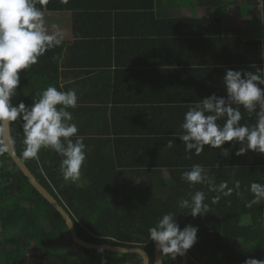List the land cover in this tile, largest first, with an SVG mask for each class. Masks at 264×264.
<instances>
[{"label": "crops", "instance_id": "obj_1", "mask_svg": "<svg viewBox=\"0 0 264 264\" xmlns=\"http://www.w3.org/2000/svg\"><path fill=\"white\" fill-rule=\"evenodd\" d=\"M53 6L75 7L43 12L46 28L63 47L59 88L77 93V106L68 110L86 145L82 168L100 152L114 161L122 182L165 185L166 196L175 185L187 198L206 191L207 181L189 185L181 179L194 164L220 183L214 169L225 150L240 145L186 153L180 125L191 105L213 94L226 96V69H264V61L244 64L256 60L251 51L218 43L260 41L264 53V0H55ZM240 110V124L256 123L254 113ZM132 166L147 170L127 175L124 169ZM85 177L81 173L77 183L83 185Z\"/></svg>", "mask_w": 264, "mask_h": 264}, {"label": "trees", "instance_id": "obj_2", "mask_svg": "<svg viewBox=\"0 0 264 264\" xmlns=\"http://www.w3.org/2000/svg\"><path fill=\"white\" fill-rule=\"evenodd\" d=\"M53 1L40 3L37 0V7L42 11L75 9L55 7ZM144 7L149 8L147 2ZM143 15L150 16L149 12L140 16ZM216 22L219 25V21ZM218 43L223 48L251 51L250 57H257L256 60L247 59L244 64L259 66L264 61L260 41H242L238 37L222 38ZM62 50L61 45L54 44L36 64L20 73L17 95L12 98L14 105L20 102L30 105L32 98L49 85L60 90L58 59ZM10 134L19 159L69 213L77 236L85 242L137 247L148 254L153 264L154 245L148 239V229L162 215L172 212L181 229L186 225L198 228L197 242L187 251V264H244L246 258L264 259V201L251 208L245 207V203L253 199L250 183L264 184L261 154L249 151L238 157L235 152L240 146L234 151L226 150L214 174L220 178V183L226 182L229 187L239 180L240 195L233 191L231 196H221L219 203L212 204V197L219 193L209 191L206 185L204 202L209 204V212L192 217L189 210L177 206L178 198H187L183 192H176L178 185L170 188L172 194L166 196L165 185L122 182L114 161L100 152L89 155L87 164L81 168L86 176L83 185L65 181L58 154L41 149L38 158H22L23 135L18 122L10 123ZM124 170L127 175L133 172L138 175L139 170L147 169L132 166ZM149 170L160 169L150 167ZM66 236L80 257L74 258L65 250ZM238 240L242 242L239 251L234 247ZM31 252H38L37 263L28 262ZM180 263V256L175 259L163 256L162 264ZM0 264H142V260L135 254L97 252L74 245L61 215L34 190L3 151L0 152Z\"/></svg>", "mask_w": 264, "mask_h": 264}, {"label": "clouds", "instance_id": "obj_3", "mask_svg": "<svg viewBox=\"0 0 264 264\" xmlns=\"http://www.w3.org/2000/svg\"><path fill=\"white\" fill-rule=\"evenodd\" d=\"M40 3H46V0H40ZM56 43L59 41L46 28L44 12L37 7V0H0V126L18 122L23 135L22 158H38L41 149L52 150L61 157L59 168L63 179L76 183L86 159L84 137L77 135L78 127L68 110L77 106L76 91H60L49 85L32 98L30 105L12 103V98L17 95L20 73L36 64L38 58ZM262 73L264 69L257 72L226 69L222 80L226 96L213 94L188 108L179 135L186 153L194 150V154L199 155L206 145L221 149L226 142H233V146L240 145L235 152L238 157L249 151L264 155ZM241 107L250 116L255 114V124H240ZM220 120L223 124L218 123ZM173 144L174 140L170 139L167 146L171 148ZM3 151L0 144V152ZM181 179L189 185L207 181L208 190L219 193L212 197V204L219 203L221 196H231L233 191L240 195L239 180L233 187L226 182L216 185L201 164L192 165L181 174ZM249 191L253 199L247 201L245 207L251 208L264 201V184L252 182ZM204 201L205 192L196 191L190 198H178L177 206L196 217L209 212V204ZM197 232L198 228L192 225L181 229L176 214L168 212L148 229V239L156 243L163 256L175 259L193 247ZM244 264H264V259L246 258Z\"/></svg>", "mask_w": 264, "mask_h": 264}, {"label": "water", "instance_id": "obj_4", "mask_svg": "<svg viewBox=\"0 0 264 264\" xmlns=\"http://www.w3.org/2000/svg\"><path fill=\"white\" fill-rule=\"evenodd\" d=\"M0 137L5 149V152L10 157L12 162L15 164L17 169L23 174V176L28 180L29 184L34 188V190L45 200L47 201L63 218L67 230L69 232L71 241L74 245L87 249L94 250L97 252H106L112 254H135L138 255L142 264H150V259L148 254L140 248L132 247V248H123L117 246H109V245H98L93 243H88L80 239L75 230V226L72 218L69 213L64 209V207L37 181V179L33 176L27 166L19 159L18 155L13 146V142L10 134V124H4L0 126ZM154 254H153V264H162L163 263V255L156 248V243L154 241ZM181 257L180 264L188 263V255L187 253Z\"/></svg>", "mask_w": 264, "mask_h": 264}, {"label": "rangeland", "instance_id": "obj_5", "mask_svg": "<svg viewBox=\"0 0 264 264\" xmlns=\"http://www.w3.org/2000/svg\"><path fill=\"white\" fill-rule=\"evenodd\" d=\"M71 239V238H70ZM65 240V247H66V251H68L69 253H71V255H73L74 258H78L80 257V254L78 253V251L75 249L74 246H72L70 244V240H69V237L66 236L64 238ZM242 248V246L240 244L237 245V247H235L236 250H240ZM38 252H31L29 255H28V261L30 263H37L38 262V256H37Z\"/></svg>", "mask_w": 264, "mask_h": 264}, {"label": "flooded vegetation", "instance_id": "obj_6", "mask_svg": "<svg viewBox=\"0 0 264 264\" xmlns=\"http://www.w3.org/2000/svg\"><path fill=\"white\" fill-rule=\"evenodd\" d=\"M153 254H154V252H153ZM150 259V258H149Z\"/></svg>", "mask_w": 264, "mask_h": 264}, {"label": "built area", "instance_id": "obj_7", "mask_svg": "<svg viewBox=\"0 0 264 264\" xmlns=\"http://www.w3.org/2000/svg\"><path fill=\"white\" fill-rule=\"evenodd\" d=\"M263 157H264V155H263Z\"/></svg>", "mask_w": 264, "mask_h": 264}]
</instances>
